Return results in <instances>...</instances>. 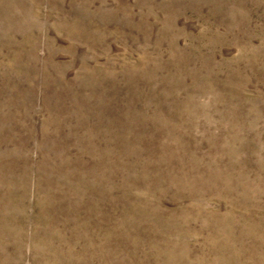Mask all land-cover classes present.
I'll list each match as a JSON object with an SVG mask.
<instances>
[{
  "label": "rangeland",
  "instance_id": "rangeland-1",
  "mask_svg": "<svg viewBox=\"0 0 264 264\" xmlns=\"http://www.w3.org/2000/svg\"><path fill=\"white\" fill-rule=\"evenodd\" d=\"M0 264H264V0H0Z\"/></svg>",
  "mask_w": 264,
  "mask_h": 264
}]
</instances>
